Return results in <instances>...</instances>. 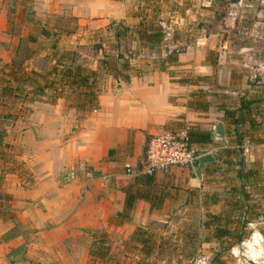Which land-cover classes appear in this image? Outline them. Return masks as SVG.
Masks as SVG:
<instances>
[{"label":"crops","instance_id":"crops-1","mask_svg":"<svg viewBox=\"0 0 264 264\" xmlns=\"http://www.w3.org/2000/svg\"><path fill=\"white\" fill-rule=\"evenodd\" d=\"M30 1L35 19L44 24L51 17L77 21L75 32L54 44L61 52L75 50L78 62L98 72V105L85 116L77 106L78 92L68 85L24 103L27 115L7 114L2 90L31 35L24 21ZM127 1L0 0V118L6 124L0 131L8 145L2 148L0 192L10 197L0 207V264H111L110 258L129 254L127 243L137 229L158 235L164 223L169 224L165 234L175 233L177 219L184 226L196 223L197 238L209 239L204 245L220 246L214 230L201 225L210 212L234 209L231 191L238 159L217 158V153L241 145L245 167L261 165L264 176V75L253 86L240 88L231 69L240 63L252 68L251 61L236 60L227 43H215L199 30L186 47L173 54L176 44L168 46L162 57L138 35L127 43L116 25L134 29L142 20ZM53 53L35 51L24 66L40 72L47 57L51 68L56 64ZM122 59L130 64L124 73L119 69ZM232 97L234 105L227 103ZM219 121L225 126L224 142L212 136ZM185 128L211 133L212 142L193 144L199 156L212 153L215 158L201 176L183 167L151 178L138 172L151 137ZM128 188L142 196L124 217ZM251 197L250 202L261 205L257 212L264 213V196ZM262 221L249 224L251 233ZM99 231L110 240L103 258L92 253Z\"/></svg>","mask_w":264,"mask_h":264},{"label":"rangeland","instance_id":"rangeland-1","mask_svg":"<svg viewBox=\"0 0 264 264\" xmlns=\"http://www.w3.org/2000/svg\"><path fill=\"white\" fill-rule=\"evenodd\" d=\"M127 5L140 15L143 14L142 12L143 10L145 11L146 7H149L146 10L149 17L144 19L147 29L158 30L161 27L164 29V41L153 49L156 50L155 52L158 57H162L165 54L168 46H175V44L176 47L173 49V54H176L177 50L186 47V42L196 35L199 30L202 34L213 37L215 43H227L230 54L236 60L241 61V58L244 57L251 61V64L254 66L252 68L245 69L240 63L237 66L238 68L231 69L236 75L235 83L240 85V88L253 86L258 76L259 78L263 77L264 68L261 65L264 64V0H240L239 3L236 0H128ZM32 7L33 5L30 1V5L26 6L28 12L26 11L25 13L24 21L28 23L31 35L37 38V42L29 43L28 40H25L17 61L29 55L28 49L30 46L34 49L33 51L52 53L54 43L60 44L59 41L63 39V36L72 34L78 27L76 19L70 16L63 18L51 17L44 24L41 20L35 19ZM116 26L119 37L121 39L124 38L127 43H130L138 35L136 32L137 28H128L123 23ZM44 29L49 30V37L41 34ZM143 43L148 46L146 42ZM216 53L213 52L211 54L212 58H215ZM47 60V57H45L41 61V69H47L49 66ZM245 70H249V72ZM225 71H228V69L226 68ZM234 102L235 100L232 97L228 99L227 103L234 105ZM7 104L9 105L8 108H14L13 118L18 117V114L27 115L29 112L27 104L21 105L17 101H8ZM20 106L23 107L21 110L18 109ZM85 107L88 109L89 106ZM81 114L85 116L87 115V111L83 110ZM2 122L0 128L1 130H5L6 124L4 121ZM168 225H164L163 223L160 228L161 231L158 232L157 236L173 239L174 242H177L176 245L178 246L170 245L163 255L146 258L134 246L137 242H135L136 244L131 242L127 245L129 254L112 257L109 259V263L204 264L205 262V264H264V236L261 234V247H258L260 254L257 259L250 257V245H248L254 233H261L260 230H264V220L253 227V233L249 235L246 241L236 246L234 252H229V250L219 245L215 247L208 246L207 244L204 245V242L201 240L187 241L185 239L179 241L175 233H180L182 229L183 231L188 230L190 226H184V223H180L177 219L172 225L175 233L165 234L169 229ZM101 232L99 231L96 234L98 240L95 245H103L105 247L102 239L108 243L110 240L100 237ZM160 232L163 234H160ZM192 242L196 245L195 248L197 250L194 248L193 251ZM204 249L207 250L204 251Z\"/></svg>","mask_w":264,"mask_h":264},{"label":"trees","instance_id":"trees-1","mask_svg":"<svg viewBox=\"0 0 264 264\" xmlns=\"http://www.w3.org/2000/svg\"><path fill=\"white\" fill-rule=\"evenodd\" d=\"M146 8L145 11L143 10L142 12V20L137 27L136 32L139 38L148 44L149 49L153 50L164 41L165 32L162 27L158 30L147 29L144 19L149 17V14L146 11L149 7ZM41 34L50 36V32L45 29ZM28 40L34 43L37 42V39L32 35L29 36ZM52 48L54 50L53 57L56 59V64L51 68L41 69L42 71L40 72H37L34 69L28 71L27 67L24 66V62L32 56L33 52H35L30 48L28 49L29 55L14 63V67L10 72L11 78L6 80V84L2 90L3 101H17L24 104L34 101L36 97L42 96L47 89L58 88L61 85H68L73 88L75 92H78L77 106L79 109L85 111L95 109L98 105V72L91 70L84 64L78 62V53L76 51L69 50L61 52L55 44ZM171 60L177 61V57L171 56ZM119 69L121 73L129 71V62L122 59L119 63ZM86 104L89 106L88 109L85 107L87 106ZM8 110L7 114L13 116L14 108L12 107ZM230 114L232 113L229 112L226 116L228 117ZM188 133L192 145L212 142L210 132L202 131L198 128H191L188 130ZM3 139L4 133H0V162L5 159V151L2 148L8 146L3 144ZM243 153L244 149L242 147H238L237 149H223L217 153V158L232 156L233 158L236 157L238 159L235 162L238 166L237 183L233 186L231 191V195L235 200L233 202L234 209L225 211V214L210 212L208 214V219L201 225L204 229H213L214 237L217 239L220 246H223L228 250L242 244L248 239L251 234L249 224L253 222V220L259 218H263L264 220V213L257 212V208H261V205L256 202H250L252 199L251 196L254 194L264 196V176L262 174L261 165H257V168L255 169H247L245 167L244 158H240L239 156ZM148 177L151 178V176ZM2 178L3 177L0 176V179ZM140 196H142L140 192L135 193L131 188L127 189L126 209L123 213L124 217L129 216L136 200L140 198ZM4 199L8 200L10 197L5 196L0 192V207L3 204ZM211 203H216L214 197H211ZM234 213L238 215L236 219L231 218ZM197 230V224L192 222L188 230H185L184 232L180 231L179 235L176 236L178 237L177 240H201L197 238ZM260 231L264 236V230ZM205 240L209 239L207 238L202 241L206 242ZM131 242H134V244L137 242L134 246L138 248L139 253L146 258L163 255L170 245L178 246L176 245L177 242H174L173 239L171 240L163 236L158 237L153 232L142 228L135 231L133 238L129 243ZM102 243L105 244V247L95 245V250L93 249L92 252L93 255H97L100 258H103L106 255L104 248H109V246L106 245L108 242H105L104 239H102ZM129 243H127V245ZM191 244L194 251L196 245L193 242ZM195 250L197 249L195 248Z\"/></svg>","mask_w":264,"mask_h":264},{"label":"built area","instance_id":"built-area-1","mask_svg":"<svg viewBox=\"0 0 264 264\" xmlns=\"http://www.w3.org/2000/svg\"><path fill=\"white\" fill-rule=\"evenodd\" d=\"M188 130L185 128L178 132L167 131L151 137L147 144L144 165L138 172L153 176L157 172L167 173L173 167L195 171L199 155L190 143ZM127 168L130 171V167Z\"/></svg>","mask_w":264,"mask_h":264},{"label":"water","instance_id":"water-1","mask_svg":"<svg viewBox=\"0 0 264 264\" xmlns=\"http://www.w3.org/2000/svg\"><path fill=\"white\" fill-rule=\"evenodd\" d=\"M236 2H240V0H236ZM2 122V119L0 118V124ZM0 133H4L1 132ZM213 138L220 142H224L226 140V131H225V126L222 121H219L214 128L213 132ZM215 162V158L212 153H207L204 155L199 156L198 158V165L196 168V173L198 176H201L202 170L206 164L213 163Z\"/></svg>","mask_w":264,"mask_h":264},{"label":"bare ground","instance_id":"bare-ground-1","mask_svg":"<svg viewBox=\"0 0 264 264\" xmlns=\"http://www.w3.org/2000/svg\"><path fill=\"white\" fill-rule=\"evenodd\" d=\"M260 239H262V235L261 234H257V235L255 234V235H253L251 241L248 243V245H250L249 248L252 249V251L250 250L252 257L255 256L256 259L259 257V254H260V249L258 248L260 246V242H261Z\"/></svg>","mask_w":264,"mask_h":264},{"label":"clouds","instance_id":"clouds-1","mask_svg":"<svg viewBox=\"0 0 264 264\" xmlns=\"http://www.w3.org/2000/svg\"><path fill=\"white\" fill-rule=\"evenodd\" d=\"M252 258H253V259H255L256 257H255V256H253Z\"/></svg>","mask_w":264,"mask_h":264}]
</instances>
